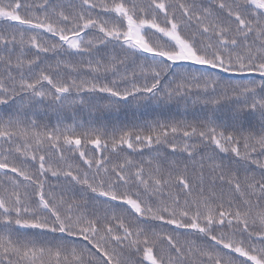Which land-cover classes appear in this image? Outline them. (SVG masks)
<instances>
[{
	"label": "snow or ice",
	"instance_id": "6c2138e0",
	"mask_svg": "<svg viewBox=\"0 0 264 264\" xmlns=\"http://www.w3.org/2000/svg\"><path fill=\"white\" fill-rule=\"evenodd\" d=\"M0 22V264H264V0H0Z\"/></svg>",
	"mask_w": 264,
	"mask_h": 264
},
{
	"label": "trees",
	"instance_id": "16d2710c",
	"mask_svg": "<svg viewBox=\"0 0 264 264\" xmlns=\"http://www.w3.org/2000/svg\"><path fill=\"white\" fill-rule=\"evenodd\" d=\"M3 26H4L3 23L0 22V27H3ZM187 31H190V29L189 30H186V32ZM44 38L45 39H49V37H48L47 34H45ZM55 59L56 58L55 57H52V56H49L48 57L49 62H51L53 64L55 62ZM71 59L73 61H78L80 59V57L73 56V57H71ZM233 78L235 79L236 77H233ZM151 118H152L151 116H144L141 119L143 120V119H151ZM189 118H191V117H189ZM81 121L84 124V127L83 128L79 127V124H80ZM73 122L74 121H73V116L71 114V111L67 112L65 114V118L63 120L59 121L61 128H63L64 125H71V124H73ZM114 122H115V119L114 118H108L105 121V123L108 124L109 128L111 127L112 123H114ZM119 122L121 124H131L132 123V117L131 116H128L126 118L124 115H121L119 117ZM40 123L41 124H48L49 127H54V126L57 125L58 120H57L56 116L50 114V115H48L46 117H42L40 119ZM75 123L77 125L76 131L77 132H83L86 128H88L90 126V124L92 126H99L100 121L98 119H96L95 117H90L87 111H82V110L77 109L76 110V115H75ZM89 148H91V146H89ZM128 154H130V150H127L126 147H125L124 151L120 153L121 156L128 155ZM66 155H68L69 157H72V154L71 153H66ZM89 155H94V152L90 151L89 152ZM143 155H144V157H147L148 153L145 151ZM53 156L55 158L56 156H58V154L54 153ZM134 158L135 159H140L141 157L139 155H137ZM113 159L115 160V159H117V157L114 155L113 156ZM17 162H19V161H17ZM71 162H73V163H81L82 164V162L79 161V159H78V154H76V156L72 158V161ZM29 166H31V165H29ZM49 183L50 184H56L58 182L56 180H54V179H50L49 180Z\"/></svg>",
	"mask_w": 264,
	"mask_h": 264
}]
</instances>
